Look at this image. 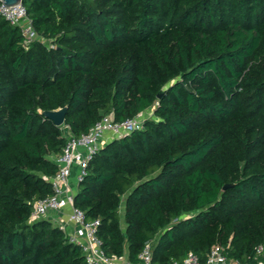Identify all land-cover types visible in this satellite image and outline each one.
I'll use <instances>...</instances> for the list:
<instances>
[{"label": "trees", "instance_id": "16d2710c", "mask_svg": "<svg viewBox=\"0 0 264 264\" xmlns=\"http://www.w3.org/2000/svg\"><path fill=\"white\" fill-rule=\"evenodd\" d=\"M0 16V264H88L34 203L66 137L152 109L88 161L74 207L107 257L153 264L264 244V0H22ZM163 91L160 98L157 95ZM67 107L57 127L43 111ZM225 185H230L223 189ZM123 203V217L120 209Z\"/></svg>", "mask_w": 264, "mask_h": 264}, {"label": "built area", "instance_id": "2783aa9c", "mask_svg": "<svg viewBox=\"0 0 264 264\" xmlns=\"http://www.w3.org/2000/svg\"><path fill=\"white\" fill-rule=\"evenodd\" d=\"M0 16L12 26L20 28L24 46L32 42L35 35L22 4L6 6L0 0ZM144 120L142 114L119 123L114 122L109 115L104 116L88 133L78 137L72 136L68 129L64 128L66 143L60 155L51 156V160L59 168L58 172L49 179L53 194L34 203L30 219H47L58 227L69 243L80 246L88 264H153L150 243L143 247L135 263L128 261L126 256L107 257L97 236L99 221H86L84 213L73 205L77 186L83 180L87 163L92 156L108 142L140 130ZM72 177H74V186L70 183ZM65 208L69 210V213H67V221H62L60 218ZM173 264H264V244L255 247L251 263L232 259L226 255V249L223 246L214 245L207 252L204 261L189 252L183 260Z\"/></svg>", "mask_w": 264, "mask_h": 264}, {"label": "water", "instance_id": "95a60500", "mask_svg": "<svg viewBox=\"0 0 264 264\" xmlns=\"http://www.w3.org/2000/svg\"><path fill=\"white\" fill-rule=\"evenodd\" d=\"M6 6H14L17 4H22V0H1ZM163 94V91H161L157 97L160 98ZM67 112V107L60 108L58 110H52V111H43L42 116L46 119H49L53 122V124L57 127H61L64 125L65 122V115ZM230 185H225L223 189H226Z\"/></svg>", "mask_w": 264, "mask_h": 264}, {"label": "rangeland", "instance_id": "374dc122", "mask_svg": "<svg viewBox=\"0 0 264 264\" xmlns=\"http://www.w3.org/2000/svg\"><path fill=\"white\" fill-rule=\"evenodd\" d=\"M152 116H153V110L150 109V110H148V111H146V112L144 113V115H143V119L152 118ZM120 217H121V219H122V217H123V203H122V207H121V209H120Z\"/></svg>", "mask_w": 264, "mask_h": 264}, {"label": "crops", "instance_id": "0c3cea01", "mask_svg": "<svg viewBox=\"0 0 264 264\" xmlns=\"http://www.w3.org/2000/svg\"><path fill=\"white\" fill-rule=\"evenodd\" d=\"M145 113V112H144ZM144 113H142V116L144 115ZM70 183H71V185L72 186H74V177H72L71 178V180H70ZM64 214L61 216V220L62 221H67V213H69V210L67 209V208H65V210H64V212H63Z\"/></svg>", "mask_w": 264, "mask_h": 264}]
</instances>
